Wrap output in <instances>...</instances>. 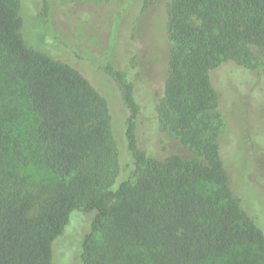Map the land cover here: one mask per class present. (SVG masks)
<instances>
[{
    "label": "trees",
    "instance_id": "obj_1",
    "mask_svg": "<svg viewBox=\"0 0 264 264\" xmlns=\"http://www.w3.org/2000/svg\"><path fill=\"white\" fill-rule=\"evenodd\" d=\"M22 1L0 0V79L21 89L34 125L29 139L18 141V111L2 104L0 264H52V242L74 210L91 213L82 264H207L225 256L231 260L222 264H264L257 262L264 234L228 184L212 82V72L226 62L248 71L264 67V0L166 5L170 49L153 110L159 132L190 156L157 158L139 148L142 106L133 83L125 72L104 67L128 109L124 138L132 167L124 177L105 95L74 65L25 42ZM31 164L55 178L42 196L25 188L20 169ZM251 246L254 259L242 253Z\"/></svg>",
    "mask_w": 264,
    "mask_h": 264
},
{
    "label": "rangeland",
    "instance_id": "obj_2",
    "mask_svg": "<svg viewBox=\"0 0 264 264\" xmlns=\"http://www.w3.org/2000/svg\"><path fill=\"white\" fill-rule=\"evenodd\" d=\"M169 0H23L19 15L25 42L55 59L77 67L105 95L112 116L122 176L132 167V156L124 138L128 109L117 82L105 72L109 65L125 72L133 83L142 111L136 129L139 148L150 156L169 153L190 156L174 137L159 132L153 102L162 93L170 42L166 33ZM219 97L223 126L218 143L228 184L241 208L264 234V67L246 70L223 63L212 72ZM0 79V108L15 113L13 134L29 139L34 119L21 89ZM7 96V98H6ZM25 188L35 196L49 189L55 178L47 170L28 165L20 169ZM116 180L113 188L117 185ZM91 213L70 212L63 232L52 242V264H82L81 242L88 231ZM243 255L258 257L255 247ZM229 256L207 264L226 263ZM264 262V257L257 260ZM256 262V263H257Z\"/></svg>",
    "mask_w": 264,
    "mask_h": 264
}]
</instances>
